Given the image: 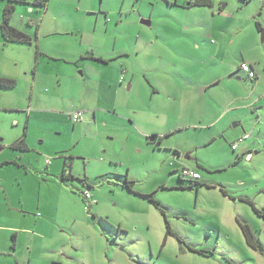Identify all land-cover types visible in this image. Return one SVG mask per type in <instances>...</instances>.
I'll list each match as a JSON object with an SVG mask.
<instances>
[{
  "label": "rangeland",
  "instance_id": "obj_1",
  "mask_svg": "<svg viewBox=\"0 0 264 264\" xmlns=\"http://www.w3.org/2000/svg\"><path fill=\"white\" fill-rule=\"evenodd\" d=\"M195 2L49 0L47 10L23 4L21 15L15 12L28 18L18 26L32 32L34 45L12 47L18 86L6 91L18 107L0 113V207L14 216L25 196L29 206L33 196L41 198L35 214L51 228L37 246L44 261L53 254L49 264H264V216L253 208L264 212V0ZM88 52L108 59L126 53L123 90L79 78L64 91L67 67L78 77L86 69L80 56ZM245 61L258 80L239 69ZM117 62L103 69L119 86ZM186 90V107L166 105L168 96ZM89 104L117 105L121 117L138 111L139 120L132 129L117 119L113 139L98 122L90 137L80 138L69 114ZM58 109L68 113L57 119ZM188 109L197 115L194 123H176L174 115ZM139 123L165 135L157 143L137 140L130 131ZM23 138L26 151L14 147ZM114 157L123 163L110 166ZM65 160L64 174L72 170L83 186L59 175ZM184 167L202 175L199 184L182 177ZM87 189L97 204L85 200ZM239 222L251 227L258 249L248 245Z\"/></svg>",
  "mask_w": 264,
  "mask_h": 264
},
{
  "label": "crops",
  "instance_id": "obj_2",
  "mask_svg": "<svg viewBox=\"0 0 264 264\" xmlns=\"http://www.w3.org/2000/svg\"><path fill=\"white\" fill-rule=\"evenodd\" d=\"M9 3H10L9 0H0V24L2 23V21L4 19L5 7ZM22 5L23 4H21V3L16 4L15 11L11 17V25H13V27H15L16 29L18 28V30H20V31L26 33L28 36H30L32 43L31 44H22V43L7 42V41H5L3 35L0 31V77H3V78H10V79H14V80H16L15 78H18V76L16 74L17 72L12 71L11 67H10V65L14 66V64H13L14 61H17V65L19 64L17 59L16 60L13 59L14 56L12 53L13 52L12 47L25 46V47L29 48V46L34 45L33 38L31 37L32 32L30 30H27L26 28H21L20 26H18L19 19H22L23 21H25L28 18H26V16H24V17H22V16L20 17L17 15L14 16L16 11H18V14H20V11H22L20 9L23 8L20 6H22ZM26 5L28 6L27 8L33 9V7H35V8H41L42 9V7H36L33 4H26ZM47 9H48V7H46V10ZM143 23L146 25H151L150 21H143ZM21 26H23V24H21ZM40 28L42 30V27H40V25H39V27L37 29V34H38ZM48 37H50V36H48ZM36 39L38 40L37 37H36ZM35 49H36V57H38L40 55L41 40H39V45L35 46ZM80 57H81L82 61L86 62L85 63L86 69H83L82 72L77 73L78 77H75V73H73V71H72L73 68L68 66L67 67L68 74L65 75V77H64V78L68 79L66 84H65L66 89H64V91L71 88V86H70V84H68V82H71V83L80 82L79 78H81L82 84L85 81H87V82H91V83L97 84V85L98 84L99 85H106V86H108L107 89L115 90V88H118L120 91L123 90L124 87H122L121 85L123 84V81H125L126 75L129 74V71L126 69V66H125L126 65L125 60L127 58L126 53H120L117 56L112 57V59L105 58L104 56L97 57L95 54H91V52L82 54ZM115 61L116 62L121 61L120 63L117 62L118 68L121 65V75L119 77V84H120L119 86L115 85V83L113 81V77H110L109 72L107 70L104 71V69H103V66H108L110 63L115 62ZM67 64L72 65L71 62H69ZM253 67L255 69L254 65H253ZM256 72H257V70H256ZM157 74H158V79H159V85L162 86L164 84L165 77L161 71H160V73H157ZM257 74H258V72H257ZM122 77H123V80H121ZM136 77L137 76H133L132 80H135ZM258 79H259V74H258V77L255 79V81ZM16 82H17L16 87L12 88L14 90L18 86V81L16 80ZM129 82H130V80H129ZM109 83H111V84H109ZM101 89H103V88H99V91H101ZM202 89H203V86H200L199 90H202ZM6 90H10V89L0 88V113L3 110L16 109L18 107L17 105H15V101H14L13 96L9 95V93H8V92H12V91H6ZM166 100H167V102H165V103L167 106L172 107V108H175L178 106L181 110L182 107L184 108L190 103L189 91L186 90L185 95H183V96H180V95L174 96L173 100H172L171 96H168L166 98ZM164 110H165V108H164ZM180 110H179V113L177 115H174V118L176 119V123H194L195 119L197 118V115H195L194 113H191V110H189V109L187 110V112L180 111ZM80 111H82L83 119L79 122L73 121L75 123L74 126L76 128L74 130V132H77L78 135L80 134L82 136L80 138L90 137L89 135H92L94 130L96 131V124L100 123L99 126H102L104 129L100 133L102 135H106L105 137L108 139H113L115 136H112L113 138H110V136L112 135V132H110V129L111 128L118 129V126L120 123L118 122L117 119L123 121L127 126H129L132 129H135L137 119L139 120V117H138L139 112L138 111L137 112H133V111L131 112L132 113L131 115H133V116L135 115L134 117L133 116H126V117L119 116L117 114V111H118L117 105H115V107L112 110H107V108H105V106H100V105L93 106L92 104H89V107H86L85 109L84 108L80 109ZM56 112H58L57 119H60L61 116H64L68 113V111H66L65 109H63V110L58 109V111L56 110ZM73 112H76V110ZM85 114H88V116H90V118L88 116H87V118H85ZM102 114H108L109 116H111L112 117L111 121L109 122L107 120L98 119L99 115H102ZM72 116H73V113L69 114L70 118H72ZM28 117L30 118L31 115L30 116L28 115ZM208 119L209 120L211 119V113L209 111H208ZM93 121H95L96 123H92ZM17 123H19V122L17 121ZM57 124L59 127L61 126L60 123H57ZM27 126H28V119L26 122V127ZM137 130H136V132H134L133 130L130 131V132L137 135V140L153 137V138H155V140L152 142L157 143L165 135V134H163V132L152 131L150 128V123H139L137 126ZM2 141H3V139L0 138V142H2ZM18 142H23V144L25 146L24 149L23 148H21V149L18 148V149H20L22 151H26L29 149V147L27 146V142L25 141L24 138L20 139V141H18ZM234 144H232V145H234ZM239 145H238V148H239ZM133 150L136 152H141L142 148L137 146V147L133 148ZM237 150H235V151H237ZM107 151H108V149H107ZM250 156H251V154L248 155V157H250ZM47 161H49V160H47ZM109 161H110V166H112L113 164L118 165V164L123 163L122 162L123 160H121L117 157L109 158ZM67 164L68 163L65 160L64 161V167L62 168V171L60 172L59 175L63 179L71 178L74 180H78L77 182L79 183V185L83 186V184H85V182L84 183L81 182L83 179L82 178H76L73 175L72 170H70L69 175L64 177V175H65L64 173L66 171V165ZM46 165L47 166L51 165L52 168H54V167L57 168L58 166L61 167V163H58L57 161L51 162L50 164L47 163ZM184 168H186V167H184ZM130 170H131V168H129V171ZM62 172H63V174H62ZM128 177L129 176H127V178ZM2 178H3V176L0 174V185L2 184V181H3ZM86 179H87L86 183H87L88 187L90 186V188H92L94 186V182H92L93 179H89L88 177H86ZM201 180H202V175H201ZM201 180H199V181H201ZM192 181H194V180H192ZM199 181H197V182H199ZM194 182H196V181H194ZM89 191H90V193L93 197V200H94V194L92 193V191L90 189H89ZM31 194L33 196V193H31ZM83 197H84V195H83ZM25 199H26V196H25L24 202L21 206L20 213L14 215V216H11L13 214L11 212H7V213L2 212V211H5L6 209H3L2 207H0V220L7 219L10 222L16 223V224H12L10 226H8V225L3 226L0 224V264H49V263H52L55 261V258H54L52 253H51L50 258L48 260L44 261V258H42V256L39 254V251L41 248H39V246H37L39 244L40 240L48 238L46 236V232L51 228V223L43 220L42 218L37 217V215H39V214H35V212L42 209L41 198L38 196V199H36L33 196L34 204L31 206H29V201L26 202ZM33 206H34V208L31 209V207H33ZM31 216H33V219H31ZM9 237H11V244H7V239ZM42 244L40 247H42Z\"/></svg>",
  "mask_w": 264,
  "mask_h": 264
},
{
  "label": "trees",
  "instance_id": "obj_3",
  "mask_svg": "<svg viewBox=\"0 0 264 264\" xmlns=\"http://www.w3.org/2000/svg\"><path fill=\"white\" fill-rule=\"evenodd\" d=\"M9 4L6 5L5 10H4V19L2 21V23L0 24V31L5 39V41L7 42H14V43H22V44H31V38L30 36H28L26 33L16 29L15 27H13L11 25V17L12 14L15 11V6L16 4H33L36 7H47L49 0H34L32 3L29 0H9ZM195 4L198 5H202V6H210L211 2L210 0H196ZM260 30L262 29L261 26H259ZM255 81V80H253ZM17 82L14 79H10V78H3L0 77V88H4V89H12L14 87H16ZM15 148H25L23 142H17L14 145ZM64 177H66V175H64ZM192 186L199 184V182H194L192 181ZM125 185L126 187L129 188V190H131L132 192L134 191V182L130 181V180H126L125 181ZM90 188V186H89ZM89 190V189H87ZM252 205V204H251ZM254 210L256 213H258L260 216H264V212L259 211L257 208H255V206H253ZM241 228H242V232L244 234L245 240L248 243V245H250L252 248L254 249H258V245L256 243L254 234L250 228L249 225L239 222ZM229 264H236L234 262H229Z\"/></svg>",
  "mask_w": 264,
  "mask_h": 264
},
{
  "label": "built area",
  "instance_id": "obj_4",
  "mask_svg": "<svg viewBox=\"0 0 264 264\" xmlns=\"http://www.w3.org/2000/svg\"><path fill=\"white\" fill-rule=\"evenodd\" d=\"M239 69L247 75V77L251 80H255L258 77V74L256 72V70L254 69L253 65L249 62H243L240 66ZM121 80H123V77L121 78ZM83 119V114L82 112H75L72 116V120L74 122H79ZM250 136L249 135H245L244 137L240 138L234 145H233V150H237L238 149V145L245 142L247 139H249ZM249 158V157H248ZM47 163H51V161H47ZM181 175L184 178L190 179V180H194V181H199L201 180V175L200 173L191 170L189 168H183L181 171ZM86 201L89 202L90 205H94L97 202L95 200H93V197L90 193L89 190H86L83 193Z\"/></svg>",
  "mask_w": 264,
  "mask_h": 264
},
{
  "label": "water",
  "instance_id": "obj_5",
  "mask_svg": "<svg viewBox=\"0 0 264 264\" xmlns=\"http://www.w3.org/2000/svg\"><path fill=\"white\" fill-rule=\"evenodd\" d=\"M155 140V138H152V141H154ZM2 150V148L0 147V151ZM186 159H188V157H186Z\"/></svg>",
  "mask_w": 264,
  "mask_h": 264
},
{
  "label": "clouds",
  "instance_id": "obj_6",
  "mask_svg": "<svg viewBox=\"0 0 264 264\" xmlns=\"http://www.w3.org/2000/svg\"><path fill=\"white\" fill-rule=\"evenodd\" d=\"M235 151V150H234Z\"/></svg>",
  "mask_w": 264,
  "mask_h": 264
}]
</instances>
